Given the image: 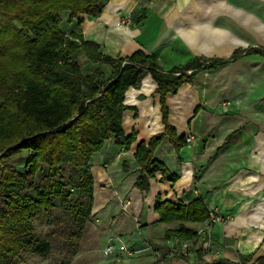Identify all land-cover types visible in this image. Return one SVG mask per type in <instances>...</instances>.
Segmentation results:
<instances>
[{
    "label": "crops",
    "instance_id": "crops-1",
    "mask_svg": "<svg viewBox=\"0 0 264 264\" xmlns=\"http://www.w3.org/2000/svg\"><path fill=\"white\" fill-rule=\"evenodd\" d=\"M68 16L60 15L66 34L82 36L115 59L142 51L155 55L165 71L198 57L227 60L166 95L169 124L178 136L193 137L178 154L168 137L154 151L174 183L157 173L147 190L135 186L136 146L163 125L149 75L126 92L122 127L135 141L125 150L110 138L90 159L92 212L109 228L118 217L132 221L124 233L110 229L111 237L145 241L133 244L136 251H166L156 264H264V0H104L97 19L79 14L69 22ZM235 51L237 58L228 60ZM158 198L178 206L201 198L225 221L213 224L209 241L183 239L180 247L192 242L187 255L172 257L166 244L175 238L166 240V232L181 226L196 232L203 222H160Z\"/></svg>",
    "mask_w": 264,
    "mask_h": 264
},
{
    "label": "trees",
    "instance_id": "trees-1",
    "mask_svg": "<svg viewBox=\"0 0 264 264\" xmlns=\"http://www.w3.org/2000/svg\"><path fill=\"white\" fill-rule=\"evenodd\" d=\"M103 5L104 0H0V264H30L26 255L47 256L56 248L68 258L76 253L92 213L91 156L110 138L125 150L135 141L134 133L123 131L124 99L147 75L156 85L163 131L137 144L135 186L147 190L157 173L174 183L177 178L153 159L165 137L176 154L184 146L185 137L168 122L166 95L191 83L200 70L227 61L198 57L165 71L153 54L136 51L115 59L62 30V12L69 13V22L79 14L97 19ZM79 55L96 66L83 73ZM21 152L27 158L18 169L10 161ZM57 209L66 213L59 223ZM154 210L160 222L202 223L208 216L201 198L185 206L158 198ZM44 219L46 233L38 231ZM165 238L196 239V232L181 226Z\"/></svg>",
    "mask_w": 264,
    "mask_h": 264
},
{
    "label": "rangeland",
    "instance_id": "rangeland-1",
    "mask_svg": "<svg viewBox=\"0 0 264 264\" xmlns=\"http://www.w3.org/2000/svg\"><path fill=\"white\" fill-rule=\"evenodd\" d=\"M62 28H65V24L62 22ZM79 63L81 65V69L83 73L90 72L92 67L88 62L84 59L82 55L77 57ZM27 158L26 152H21L20 154L13 157L10 163L18 169H22L24 162ZM97 201H95L96 203ZM92 212V206H91ZM57 217V223H59L60 219L66 217V213L63 210L57 209L55 211V215ZM132 220V218H131ZM45 219L39 224L37 221L35 224L38 225V231L46 233L49 229L47 228L46 224L44 223ZM114 226L111 228L110 225L104 224L103 220H100V217L97 213H91L90 218L86 222L85 229L83 232V236L79 242L78 248L76 249V253L68 258V253L66 250L60 252L57 248L51 251L47 256H38V255H26V260L30 264H149L148 260L143 261V258H146L148 255L153 256L154 261L151 259L150 264H156L160 262V258L162 254H165L164 251L162 254L154 255L152 249H142L136 251L133 248V244H141L143 241L137 242H127V238H130V235H127L126 238L123 236L121 238V242L118 236L111 237V234L114 236V232H125L127 228H131L132 221L127 220L124 216L118 217L115 222ZM110 229L114 231L110 233ZM110 235V236H109ZM116 238V239H115ZM122 239L123 244H122ZM112 245L113 251L105 255L104 249L108 246ZM168 244H166L167 246ZM169 248V245H168ZM154 250V249H153ZM156 251V250H154ZM148 254L146 256V254ZM158 253V252H157ZM169 253V251H168ZM160 257V258H159ZM176 257V256H172ZM141 260V261H139Z\"/></svg>",
    "mask_w": 264,
    "mask_h": 264
},
{
    "label": "built area",
    "instance_id": "built-area-1",
    "mask_svg": "<svg viewBox=\"0 0 264 264\" xmlns=\"http://www.w3.org/2000/svg\"><path fill=\"white\" fill-rule=\"evenodd\" d=\"M145 1V0H142ZM193 140L192 135H187L185 136L184 139V143L186 144H190ZM225 221V218L216 210H208V216L207 219L203 222V225L196 231V237L197 238H201L204 241H209L211 238V229L213 224H215L216 222H223ZM183 239H178L175 238L173 240H169L168 241V251H169V255L170 256H177V255H187L189 248L192 244V242H188L186 241L183 245H181V247L179 246L180 243H182ZM113 251V247L112 245H108L105 249H104V254L108 255ZM153 251V254L156 255L157 252Z\"/></svg>",
    "mask_w": 264,
    "mask_h": 264
}]
</instances>
